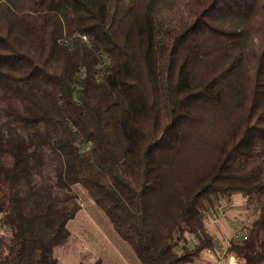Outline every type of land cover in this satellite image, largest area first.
Listing matches in <instances>:
<instances>
[{"label":"trees","instance_id":"trees-1","mask_svg":"<svg viewBox=\"0 0 264 264\" xmlns=\"http://www.w3.org/2000/svg\"><path fill=\"white\" fill-rule=\"evenodd\" d=\"M74 185L141 264L211 248L264 194V0H0V264H56ZM227 254L264 264V205Z\"/></svg>","mask_w":264,"mask_h":264},{"label":"crops","instance_id":"crops-1","mask_svg":"<svg viewBox=\"0 0 264 264\" xmlns=\"http://www.w3.org/2000/svg\"><path fill=\"white\" fill-rule=\"evenodd\" d=\"M219 200L215 202L213 207H211L212 209L214 208L217 210V207L220 206ZM217 204L218 206L216 207ZM232 204H234V201ZM227 212L224 214L219 212L217 215L212 213V218L208 221H206L207 219L205 220L206 231L212 237V247L203 249L199 253L198 258L190 264H242L241 261L236 259L232 254H227V249L232 241H240L243 239V236H246L242 231L245 230L246 227H249L250 229L252 222L256 218H249V212L243 208L228 209ZM238 213L241 215L239 216ZM230 220H232V223H229ZM66 226L69 235L68 240L66 244L59 247L56 252L67 246L70 242L69 225L67 224ZM108 226L109 228H106L103 231L99 230V232H101L99 235L100 239L98 238L96 241L97 250L95 249V253L92 254L93 258L83 261V257H79V254L75 255L67 251H60L58 256L56 255L55 257L57 260L56 264H120L121 261H124L126 264H141L132 249H129L130 246L126 242L124 243V241L116 235L110 223ZM110 229L113 231H110ZM187 235L191 234L184 233L180 236L177 241L178 248L183 245L192 247L193 244L196 243L193 236L192 240L189 241ZM238 235L239 237L241 236L240 240H237ZM113 244L118 249V255L116 256L120 258L119 260H112L109 255H114V252L108 254V251H106V246L113 247Z\"/></svg>","mask_w":264,"mask_h":264},{"label":"rangeland","instance_id":"rangeland-1","mask_svg":"<svg viewBox=\"0 0 264 264\" xmlns=\"http://www.w3.org/2000/svg\"><path fill=\"white\" fill-rule=\"evenodd\" d=\"M206 106V108L199 111V113L196 112V116L205 117L210 121L212 119L210 116L215 117L216 115L211 113ZM204 111V113H202ZM212 126L215 124L214 122H211ZM51 166L48 165V168L43 169V174L46 176L47 173L52 174V171L49 169ZM51 182L50 180H45V183ZM65 193V192H64ZM66 195L69 197V200L67 201L68 207H74L78 206L79 210L76 212L75 216L70 219L67 224L69 229V244L63 248H61L59 251L56 252L55 249L53 251V257L55 258L56 255L60 253V251L63 252H69L72 254H79V257H83V261L90 260L93 258L92 254L95 253L96 247V241L99 238L100 239V233L99 230H104L106 228H109V223L107 219L105 218L104 214L96 207V205L87 197L83 189L79 185H74L71 189V191L66 192ZM234 201V204L232 202ZM220 206L218 204L216 205L217 210L211 207H208L207 211H205V220L208 221L212 218V213L216 214L221 212L225 213L228 211V209L232 210L233 208H243L246 209L249 212V218H257L259 210L261 206L264 205V194L261 195L257 200L252 201L251 203L247 202V198L243 195H235L234 198L231 201H226L225 199H220ZM234 211H240V210H234ZM228 214V212H227ZM240 216L241 214L238 213ZM232 223V220L229 221V223ZM66 224V225H67ZM67 228V226H66ZM0 234L6 233L4 229L0 226ZM110 231H113L110 229ZM244 235L247 236L249 232V227H246L245 230L242 231ZM69 236V235H68ZM189 241L192 240V235H187ZM241 236H237V240H240ZM125 243V242H124ZM114 245V244H113ZM129 247V246H128ZM130 249V247H129ZM97 250V249H96ZM106 251H108V254L111 252H114V255H109L112 260H119L120 258L117 257L118 255V249L114 245L106 246ZM56 260V258H55ZM239 260V259H238ZM57 261V260H56ZM120 264H126L124 261H121Z\"/></svg>","mask_w":264,"mask_h":264},{"label":"built area","instance_id":"built-area-1","mask_svg":"<svg viewBox=\"0 0 264 264\" xmlns=\"http://www.w3.org/2000/svg\"><path fill=\"white\" fill-rule=\"evenodd\" d=\"M246 238V236H243V239H245Z\"/></svg>","mask_w":264,"mask_h":264}]
</instances>
